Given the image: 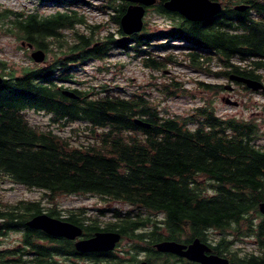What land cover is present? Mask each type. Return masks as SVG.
<instances>
[{
  "label": "trees",
  "instance_id": "obj_1",
  "mask_svg": "<svg viewBox=\"0 0 264 264\" xmlns=\"http://www.w3.org/2000/svg\"><path fill=\"white\" fill-rule=\"evenodd\" d=\"M40 1L53 4L56 10L46 16H22L3 9L0 18L11 16L7 31L47 49L50 39L62 35L60 30L87 23L84 14L74 9L87 4L85 0ZM103 1L108 4L100 8L113 9L115 15L111 18L120 26L127 3L121 1L112 7L113 0ZM165 1L157 0L153 6L159 14L173 18L171 28L142 32L143 28L121 45L127 48V41L132 42L129 47L135 55L143 54L144 67L160 69L173 61L172 54L157 58L152 51L167 48L157 40L177 38L190 47L186 56L191 65L200 67L201 61L215 57L224 69L214 72V76H228L230 82L245 90L251 89L230 76L264 84L258 71L264 70V0H223L225 7L220 14L200 22L166 10ZM242 3L248 5L246 10L233 8ZM119 33L124 36L121 27ZM76 36L70 61L106 57L109 47L94 46L92 34ZM105 38L104 44L112 41L116 46L119 42L110 34ZM232 59L248 66L231 63ZM10 76L0 83V176L27 189H40L44 195H94L102 201L125 203L161 217L152 219L113 209L115 221L104 222L101 227L99 216L106 209H98L97 215L71 210L60 218V211L50 208L46 210L49 215L83 227L87 236L118 230L122 237H136L145 243L133 247H151L157 241L170 239L189 243L198 238L221 254L237 242V238L229 236L231 229L238 236L253 237L258 248L256 254L242 256L236 250L230 257L231 264H264V215L257 208L264 201V147L255 144L259 130L253 119L224 118L210 107H199L185 117H165L142 94L123 96L107 89L96 96L73 88L70 91L74 97H68L57 84L69 80L73 73L54 76L43 70H23L18 76ZM198 84L208 90L222 89L218 84ZM180 88L181 84L173 80L163 90L168 96L186 92ZM28 109L49 113L52 121L61 126L75 121L86 123L90 141L76 146L68 135L30 125L22 114ZM201 176L208 182L199 181ZM41 212L39 200L0 206L4 234L22 232L21 247L4 249V264H70L66 260L74 254L72 242L53 241L25 226L28 218ZM252 213L259 214V219ZM214 229L224 234L214 238L209 233ZM137 230L142 231L134 233ZM40 239L56 245L39 244ZM55 256L65 259L57 260ZM88 256L98 260V253ZM101 261L123 264L112 259Z\"/></svg>",
  "mask_w": 264,
  "mask_h": 264
},
{
  "label": "rangeland",
  "instance_id": "obj_2",
  "mask_svg": "<svg viewBox=\"0 0 264 264\" xmlns=\"http://www.w3.org/2000/svg\"><path fill=\"white\" fill-rule=\"evenodd\" d=\"M85 1L87 4L79 5L74 9L84 14L87 23L78 24L73 29L60 30L62 35L58 39H50L48 50L45 53L43 52L45 60L53 62L55 59H61L69 55L68 52H73L71 50L77 45L76 34H92L94 42H97L96 45H102L103 48L109 47V49L106 51V57L104 55L101 58L90 56L88 60L82 61L81 67L74 66L79 60L69 62L68 66H72V71L69 70L67 73L68 75L73 73V76L69 80H64L62 84L58 83L59 87L70 93L72 92L70 90L76 88L81 91H89V93H94L96 96L102 95L104 93L102 92L103 89L110 90L111 94L123 96H141L142 94L146 96L151 107L157 108L158 112L165 117H185L193 113V111L196 112V109L199 107H210L214 110L215 114L224 118L253 119L257 123L259 130V138L255 144L258 148L264 147V94L262 92L245 90L240 84L230 82L228 76H214V72L224 69L215 57H212L210 60L204 59L201 61L200 67L191 65L186 56L190 47L187 46L186 42L177 38H161L157 40V43H163L162 45H166L167 48L152 51V54L157 58L172 54L173 61L166 63L165 67L160 69L144 67L142 63L143 54L135 55V52L129 47L133 45L132 42L127 41V48L121 46L125 38H123V34L119 33L120 26L117 21L111 18V15H115V11L113 9L103 10L100 8L103 4H108L107 1ZM111 3L112 7H117L121 1L113 0ZM5 8L17 12L22 11L24 12H20L22 16L29 13H38L39 16H46L56 10L53 4L42 1L38 2L37 0H0V13ZM57 9L60 8L57 7ZM251 13L253 14L254 12L251 10ZM10 19L11 16L5 17V19L4 17L0 18V76L5 77V79L10 78V75H20L24 69L38 66L31 57V53L35 50L28 49L24 43L21 45L23 39L18 37L14 31H7ZM172 22L173 18L159 14L156 7L151 6L146 9L143 16L142 29H144L142 32L167 31L171 28ZM109 34L112 35L113 40L119 41L116 46L112 41L104 44L105 37ZM231 63L240 65L241 67L248 66L246 63L239 62L236 59H232ZM249 68H252V66H249ZM258 71L263 75L264 79V70L259 69ZM173 80L178 81L181 84L180 89H184L186 92L179 91L175 95H166L163 89L165 86H169ZM198 82H203V84H218L222 86V89H218L217 91L216 88L204 89ZM226 97L237 102V104L235 106L226 104L223 101ZM22 114L30 125L40 130L53 129L61 136L68 135L73 145L80 146L81 143L90 141L91 131L86 123L81 121L61 126L60 122L52 121L51 115L45 111L37 112L33 109H28L27 111H22ZM73 130L75 131L73 132ZM99 131L96 130L95 133H99ZM198 180L208 182L203 176ZM209 193L211 194V192ZM19 200H40L43 212L54 208L60 211V218L65 217L71 210L77 212L85 210L88 215H97L98 209H106L104 215L99 216V220L101 221L100 226H103L104 222L115 221V218L112 216L113 209L123 213L130 212L131 215L149 216L152 219L161 217L160 214L155 215V213L145 209L133 208L125 203L102 201L94 195H44L40 189H27L12 183L5 176H0V204H14ZM251 215L254 218L256 217L255 219H259L257 217L259 214L252 213ZM0 221L1 223L3 222L2 220ZM141 231L137 230L134 233ZM229 231V236L237 238V242L234 243L232 249L239 248L242 252L257 249L253 237L242 234L238 236L236 231L231 229ZM209 233L214 238L224 234L215 229L209 231ZM21 235L20 232L15 231H9L4 234V238H0V250L16 247L17 245V247H21ZM38 243L51 245L45 239L38 240ZM135 244H139L140 246L145 245L144 242H138L136 237L130 239L124 236L118 242L117 247H133ZM224 253L228 257L231 254L228 251ZM138 256H141L140 253ZM55 258L61 261L65 259L61 256H55Z\"/></svg>",
  "mask_w": 264,
  "mask_h": 264
},
{
  "label": "water",
  "instance_id": "obj_3",
  "mask_svg": "<svg viewBox=\"0 0 264 264\" xmlns=\"http://www.w3.org/2000/svg\"><path fill=\"white\" fill-rule=\"evenodd\" d=\"M130 2L126 7L124 14L120 18V27L124 33L125 40L132 33H138L143 27V16L147 8L156 4V0H122ZM163 7L170 11L183 16L189 21H206L213 16L219 14L222 10L220 1L217 0H166L163 2ZM237 11H244L248 8L247 4H238L233 7ZM34 61L39 62L44 59V53L37 50L31 53ZM231 79L238 81L252 91H263L264 84L258 80L231 75ZM3 77L0 76V83ZM63 94L74 97V93L62 91ZM226 104L235 106L237 102L232 101L229 97L223 100ZM139 121V120H138ZM139 123V122H138ZM145 125L144 123H142ZM258 212L264 215V201H261L258 206ZM25 226L41 230L45 234L57 238H64L73 241V246L78 252H104L112 250L120 241L121 234L118 231H98L92 236L82 237V228L74 223L52 217L45 212L33 215L26 222ZM162 250L165 247H174L187 256H190L195 262L200 264H230L227 257L218 256L216 254H208L210 247L198 238L193 239L188 244L178 243L170 240H160L152 244ZM162 248V249H161ZM186 248V249H185ZM174 252V251H173ZM131 264H146L144 261L133 262Z\"/></svg>",
  "mask_w": 264,
  "mask_h": 264
},
{
  "label": "flooded vegetation",
  "instance_id": "obj_4",
  "mask_svg": "<svg viewBox=\"0 0 264 264\" xmlns=\"http://www.w3.org/2000/svg\"><path fill=\"white\" fill-rule=\"evenodd\" d=\"M37 1L40 2V0H37ZM217 1H220L221 5H222V8L225 7V4L223 3V0H217ZM20 12L24 13L22 11H20ZM25 12H27V10H25ZM217 15H215V16H217ZM198 22H200V21H198ZM23 43H24V45H26L28 47V49H32V50H35V51L41 50V51H43L45 53L48 50V45H47V49H41V48L35 46L34 44H32V43H30V42H28V41H26L24 39L21 42V45H23ZM96 43L94 44V46H98V44L96 45ZM68 54L69 55H66L65 57H63L61 59H55L53 62L52 61L48 62L47 60H45V57H44V59L42 61H39V62L35 61L36 64H38V66H35L33 68H27V69H24V70L25 71H27V70H30V71H32V70H43V71H47L50 74H53L54 76H56V75L59 76V75H62V74L68 75L67 72L69 70L72 71V66H68V63L69 62H74V61H70V58H71L70 56L72 55V53L68 52ZM82 63L83 62L77 61L74 64V66H80L81 67ZM262 78H263V75H262ZM4 79H5V77H4ZM19 201H22V200H19ZM19 201H17V202H19ZM0 206H3V205L0 204ZM45 213H47V211ZM0 217H2V218H0V220L4 221V219H3L4 216H0ZM52 217H55V216H52ZM2 223L0 221V238H4V225L1 227ZM81 228H82V237L81 238H86V237L92 236V235L87 236L86 233H85V230L83 229V227H81ZM32 230H34V229H32ZM39 231H41V230H39ZM106 231H118V230H106ZM41 232L44 233L43 231H41ZM20 233L22 234V232H20ZM120 234H121V238H120V240H121L123 234L121 232H120ZM44 235L47 238L48 237L53 238L54 239L53 241H55V239H64V238H57V237H54V236H50V235H47L45 233H44ZM21 240H22V235H21ZM40 240H42V239H40ZM65 240H67V239H65ZM68 241L72 242V245H73V241H71V240H68ZM170 241H175V240H171L170 239ZM176 242L183 243V244H188V243L179 242V241H176ZM50 243L53 244L52 242H50ZM117 244L115 245V247L112 250H109V251H104V252H86V253L78 252L75 249V247L73 246L72 248L74 249V251H73L74 254L72 256H74V257L70 256V257L67 258L66 261H68L70 264H103L105 262L101 261V259H112L113 261H116V262L122 261L123 264H131L133 262H140V261H144L146 264H200V263L195 262L192 259H190V256H187L186 254H184V252H181L180 250L177 251V249L174 248V247H165L163 249L161 248L162 250H159L156 247H152V245H151V247H122L121 248V247H117ZM55 245L56 244H53L52 246L54 247ZM47 246H49V245H47ZM232 248L233 247H231L229 249V251H228L229 253H231L229 257L226 256L225 253H222V254L221 253H216L211 247H210V252L208 254H216L218 256L227 257L229 259L230 264H231L230 257L232 256V254L236 250H238V255L239 256H242V255H244L246 253H250V252H253L254 254H256L258 252V248L257 247H256L257 249H255L253 251L251 250L249 252H246V251L242 252V250L239 249V248H237V249H232ZM22 249L24 250V247H22ZM232 250H234V251L230 252ZM90 253H92V254L98 253V260H95L94 258H89L88 255ZM139 253L141 255L140 257L138 256ZM0 256L2 257L0 259V264H4V259H3V257H4V249L0 250ZM23 258H24V256H23Z\"/></svg>",
  "mask_w": 264,
  "mask_h": 264
},
{
  "label": "bare ground",
  "instance_id": "obj_5",
  "mask_svg": "<svg viewBox=\"0 0 264 264\" xmlns=\"http://www.w3.org/2000/svg\"><path fill=\"white\" fill-rule=\"evenodd\" d=\"M120 1H122V0H120ZM123 2H126V3H127V6H128L129 4H131L130 2H127V1H123ZM156 2H157V0H156Z\"/></svg>",
  "mask_w": 264,
  "mask_h": 264
}]
</instances>
